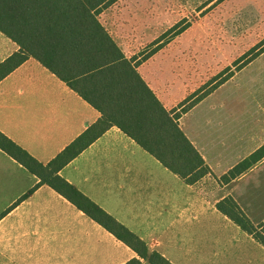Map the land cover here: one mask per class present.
I'll return each mask as SVG.
<instances>
[{"label": "crops", "instance_id": "1", "mask_svg": "<svg viewBox=\"0 0 264 264\" xmlns=\"http://www.w3.org/2000/svg\"><path fill=\"white\" fill-rule=\"evenodd\" d=\"M20 49L0 30V64ZM150 63L138 72L168 110L176 108L151 82ZM263 81L264 53L179 120L218 176L264 146ZM101 118L34 57L0 81V132L45 166ZM59 174L172 264H264V247L216 208L231 195L255 224L264 222V159L220 187L213 202L114 126ZM40 182L0 147V264H125L138 256Z\"/></svg>", "mask_w": 264, "mask_h": 264}, {"label": "trees", "instance_id": "2", "mask_svg": "<svg viewBox=\"0 0 264 264\" xmlns=\"http://www.w3.org/2000/svg\"><path fill=\"white\" fill-rule=\"evenodd\" d=\"M116 1L0 0V30L21 47L0 64V81L34 57L102 113L96 124L46 166L1 132L0 147L39 177V185L53 188L130 247L138 256L125 264H142L143 261L172 264L62 178L59 172L110 128L117 126L186 184L197 189V184L206 177H212L220 187L230 184L264 159V146L218 176L183 132L179 120L264 53V43L245 55L235 71L228 68V75L221 74L208 92L196 99L189 97L168 110L137 70L157 51L143 61L126 57L100 21L103 10ZM216 208L264 247V222L255 224L233 196L219 200Z\"/></svg>", "mask_w": 264, "mask_h": 264}, {"label": "rangeland", "instance_id": "3", "mask_svg": "<svg viewBox=\"0 0 264 264\" xmlns=\"http://www.w3.org/2000/svg\"><path fill=\"white\" fill-rule=\"evenodd\" d=\"M99 18L129 57L157 51L148 72L169 106L202 96L264 43V0H117ZM197 190L222 196L212 177Z\"/></svg>", "mask_w": 264, "mask_h": 264}]
</instances>
